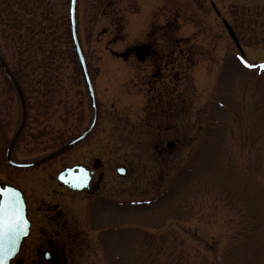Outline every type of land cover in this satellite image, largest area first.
<instances>
[{
	"label": "rangeland",
	"instance_id": "rangeland-1",
	"mask_svg": "<svg viewBox=\"0 0 264 264\" xmlns=\"http://www.w3.org/2000/svg\"><path fill=\"white\" fill-rule=\"evenodd\" d=\"M211 2L78 0L79 37L97 90L100 157L114 178L105 181L101 196L63 193L72 237L55 236L59 264H264V0ZM122 14L125 29L114 37ZM174 19L177 28L167 25ZM158 25L165 35L174 29L168 43L176 38L184 50L174 117L166 105L160 116L148 117L145 86L130 83L138 63L111 55L148 40ZM165 35L159 44L167 45ZM0 53L26 106L39 109L28 114L13 149L16 161L41 157L66 140L64 98L83 100L79 108L88 123L91 108L72 48L69 0H0ZM20 110L0 67V172H14L5 153ZM164 112L170 115L166 125ZM168 139L174 148L165 147ZM119 164L127 167L124 178L115 173ZM24 184L35 198L32 183ZM38 243L35 233L12 264H39Z\"/></svg>",
	"mask_w": 264,
	"mask_h": 264
},
{
	"label": "flooded vegetation",
	"instance_id": "flooded-vegetation-1",
	"mask_svg": "<svg viewBox=\"0 0 264 264\" xmlns=\"http://www.w3.org/2000/svg\"><path fill=\"white\" fill-rule=\"evenodd\" d=\"M76 17H77L76 18L77 35H78L79 43L82 46L79 37V30H78V5H77ZM121 19H123V14L120 16V19L117 21V27H116L117 30L115 32L116 34L114 35V37L116 36L118 38H121L120 37L121 33L125 29V26H123L122 23L120 22ZM171 24L173 25L174 28L178 27V24L176 23L175 19L173 20V22L168 23L167 25L170 26ZM163 28L164 25L154 26L149 31L150 37L148 40L144 42H133L127 44L126 46L123 47V50L121 51L122 54L120 55L111 54L114 57L117 58L119 57L123 59V61H128L130 58H135L136 62L138 63L139 66L138 68L135 67L136 68L135 75L134 77L131 76L130 83L132 85L139 82L143 86H145L146 105L143 107V111L148 113V117H155L157 115L160 116L161 105H166L165 107H163V109H168V110L172 109L173 113L171 114V116L173 117L178 113L176 110H179L177 103L175 106L174 101L176 99L177 89L179 86L180 56L181 53L182 54L184 53V50H181L180 44L178 40H175L176 39L175 37H174L175 39L171 43H168L171 41V39H173L174 29L173 31H169L165 35L163 34L164 33ZM159 32L162 33V36L165 35L164 41L167 43V45H165L164 43L159 44V39H161L162 37L159 36L158 34ZM111 39H113V37ZM87 67L89 68L88 71L91 72V68L89 66ZM132 87L137 88L135 85H132ZM92 88L94 90L95 101L98 111V102H97V93H96L97 90L93 80H92ZM140 88L139 90L143 92V88L141 89ZM64 91H65L64 92L65 95L69 96L70 92L68 90H64ZM85 92L91 108V117L88 123H86V125L85 123H83L84 113L82 109L79 108L81 107L80 104L81 101L83 100H81L80 97L75 100L74 96L71 98L70 97L64 98L63 108L65 112L62 117L63 120L62 126L63 129L66 130L67 132V137L66 140L61 145L69 143L71 140L77 137L81 132H83L88 127L91 121L92 105L90 103V99L88 97V93L86 89ZM75 94L78 95V93L76 92ZM37 110H39L37 109V107L31 108L26 106V122L23 130L20 133L19 138L21 137V135L25 133V130L27 128L26 125H28L27 118H28V114H30L29 112L37 111ZM164 114H166V116H163L161 122L163 125H166L169 123L168 119L170 118V115L167 112H164ZM33 116L35 120L34 124L37 125L38 124V122H36L38 118L37 113H33ZM97 124H98V116L91 132L84 139L79 141L76 145H74L72 148L65 151L61 155L43 164L29 168H17L8 164L6 161V165L11 169H13L14 172L4 173L1 171L0 184L13 185L20 188L26 199L27 216L30 221V234L28 238L22 243L20 252L16 256V258L24 250L27 240L32 236H35L36 233L37 242L39 243L35 246V254L37 256V259L39 260V264H49L46 260V256L55 257L57 259L55 264H59L58 261L60 259L61 254H59L57 250L58 241H56L57 238H55V236L58 237L60 234H66L68 237L70 238L72 237L71 230H69L70 226L67 221V214H65V210H64V205H65L63 198L64 194L94 195L98 193L99 196H101L102 195L101 189L103 188L105 181L109 180L110 178H114L112 174H109V170L107 169L106 166L107 164H105L103 160H101L102 158L100 157V145H99V139L97 133L98 132ZM146 124L148 123L146 122ZM175 125L177 124L173 120L172 123L173 129L175 128ZM167 127L169 126L167 125ZM34 135H35V129H33V131L29 133L30 137H34ZM95 141H97L98 144L95 143ZM168 141L171 142L175 147L174 140L168 139ZM166 145L165 147H167ZM12 154H13V150L10 156L12 160L16 161ZM45 155L41 157H44ZM65 156L67 160L65 159ZM70 156L71 157L80 156V158L75 160H70L71 159ZM41 157L34 158L29 161H34ZM59 158H64L65 160L64 163L60 164L61 165L60 168H56L55 170L51 169V167H49L51 165L49 164H51L53 161ZM5 159H6V153H5ZM24 162H28V161H24ZM75 164L85 165L92 172L91 173L92 179L90 180L89 193L72 191L67 187L58 183L56 179V176L59 173L60 169ZM117 166H121L126 169L124 173L126 174L124 177H126L128 172L126 165L119 164ZM20 174H29V176L27 175V179H25V178H21ZM54 174H55V178L53 177ZM54 180L55 182L53 185L52 182ZM28 181L30 185L32 183L33 189L36 190L35 198H32V196L26 189L27 185L24 183ZM59 190L62 191L61 196ZM43 221L46 222V224H44Z\"/></svg>",
	"mask_w": 264,
	"mask_h": 264
},
{
	"label": "water",
	"instance_id": "water-1",
	"mask_svg": "<svg viewBox=\"0 0 264 264\" xmlns=\"http://www.w3.org/2000/svg\"><path fill=\"white\" fill-rule=\"evenodd\" d=\"M76 4H77V0H70V4H69V20H70V34H71V38H72V43H73V48L75 51V55L77 58V61L79 63L81 72H82V76L84 79V83L92 104V108H93V117H92V121L90 123V125L85 129L84 132H82L78 137H76L73 141L65 144L64 146H62L61 148H59L58 150L52 152L51 154L47 155L46 157L34 161V162H29V163H16L13 162L10 158V153L12 151V148L24 126L25 120H26V104H25V100H24V95L22 93V89L20 87V85L18 84L16 78L14 77V75L12 74L11 70L9 69V67L7 66L6 62L4 61V59L2 58V56L0 55V66L3 69L5 75L7 76V78L9 79V81L11 82V84L13 85L14 89L16 90L19 99H20V103H21V108H22V120H21V124L19 126V128L17 129V131L15 132V134L13 135L8 149H7V162L15 167H31V166H35V165H39L42 164L58 155H60L61 153L67 151L68 149H70L71 147H73L75 144H77L80 140H82L84 137H86L90 131L92 130L95 121H96V116H97V109H96V103H95V98H94V92H93V88H92V84L90 81V77L88 74V69L86 66V61L82 52V49L80 47V43H79V39H78V35H77V28H76ZM225 27L229 33V35L232 37V39L235 40V42L237 43V40L235 38V34L233 32V30L231 29V27L225 22ZM112 54H116V55H120L122 53H118V52H112ZM168 147H172L173 144H171L170 142L166 143ZM125 168L123 167H119L117 168V173L118 174H124L125 173ZM91 171L87 166L84 165H74L72 167H66L63 170H61L58 174V181L65 184L67 187H69L72 190L78 191V192H89L90 191V180L92 179L91 176ZM61 176H63V179H61ZM65 181H73L75 183H79L80 186H73V183H66ZM0 189H12L15 190L18 194H19V198L21 200V204H22V212H23V216L25 218V224L23 225L25 233L20 234L19 239L16 242V254L14 256H12L7 264H10L11 261L15 258V256L17 255V253L19 252L20 246L23 242V240L29 235L30 232V222L27 218V212H26V201L24 198L23 193L14 186H10V185H1L0 184ZM51 255V254H50ZM46 260L49 264H55V262L57 261V259L53 256L47 257L46 256Z\"/></svg>",
	"mask_w": 264,
	"mask_h": 264
},
{
	"label": "snow or ice",
	"instance_id": "snow-or-ice-1",
	"mask_svg": "<svg viewBox=\"0 0 264 264\" xmlns=\"http://www.w3.org/2000/svg\"><path fill=\"white\" fill-rule=\"evenodd\" d=\"M241 62L247 67H253L243 57ZM260 69L264 70V65H260ZM65 182L80 186L73 181ZM24 224L25 218L19 194L12 189H0V264H7L8 260L16 254V242L20 234L25 233Z\"/></svg>",
	"mask_w": 264,
	"mask_h": 264
},
{
	"label": "trees",
	"instance_id": "trees-1",
	"mask_svg": "<svg viewBox=\"0 0 264 264\" xmlns=\"http://www.w3.org/2000/svg\"><path fill=\"white\" fill-rule=\"evenodd\" d=\"M15 74V73H14Z\"/></svg>",
	"mask_w": 264,
	"mask_h": 264
}]
</instances>
